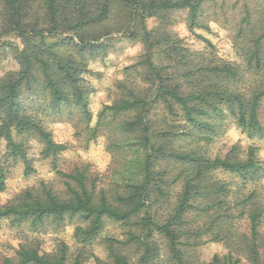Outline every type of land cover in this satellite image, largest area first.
<instances>
[{"label": "trees", "instance_id": "trees-1", "mask_svg": "<svg viewBox=\"0 0 264 264\" xmlns=\"http://www.w3.org/2000/svg\"><path fill=\"white\" fill-rule=\"evenodd\" d=\"M214 1L0 0L1 35H15L25 45L24 50L16 51L22 66L19 73L0 81V142L5 141L7 149L6 155H0V185L5 184L7 170L2 159H20L27 173L32 172L25 145L14 136L31 134L43 144V157L51 160L54 170L66 181L68 196L61 200L46 188L37 195L27 192L0 207V219L38 225L52 218L79 217L87 224L77 229L84 246L101 235L106 220L127 225L131 231L126 241H106L117 247L139 243L144 250L140 264L152 261L157 236L167 242L173 264H190L185 259L186 250L202 245L203 238L222 243L228 251L224 257L216 255L211 264H239L242 259L264 264V234L260 231L264 203L257 190L243 192L247 184L260 179L263 165L259 149L249 147L241 156L239 147L234 146L224 158L215 159L197 149L180 151L173 147L175 133L166 131V122L156 125L152 119L155 106L163 105L165 116L167 110L171 117L180 119L186 136L209 143L217 135L216 119L228 111L249 139L264 140V17L254 21L249 12L244 17L245 26L240 29L246 51L244 69L214 55L191 52L168 33L147 30L148 19L167 20L172 12L182 10L189 11L190 21L196 25L203 4ZM115 14L123 19L117 21L119 32L125 30L132 40L140 39L138 33L142 32L146 52L131 67L140 81L127 78L118 83L119 98L104 107L93 130L97 133L108 127L111 145L131 158L127 171L132 175L124 183L116 179L107 190H97L83 170L58 171L57 159L67 147L57 144L48 131L23 114L20 97L23 90L32 92L39 81L57 109L62 105L78 107L90 122L89 90L81 83L83 65L74 66L59 55L49 39L59 38L81 54L102 50L105 43L100 40L111 34L108 26ZM248 74L254 78L252 83L246 80ZM118 118L122 121L116 126L113 122ZM166 161L180 167L183 189L173 212L157 221L153 207L166 206L168 198ZM217 171L240 177L242 185L235 191V200L228 199L229 184L213 177ZM118 186L124 188L121 194ZM241 219L248 223V234L239 231L237 220ZM66 248L63 245L52 256L37 247L22 246L16 261L7 259L5 264H68ZM111 252L112 263L98 258L96 263L129 264L116 250ZM74 264H83L81 255Z\"/></svg>", "mask_w": 264, "mask_h": 264}, {"label": "rangeland", "instance_id": "rangeland-1", "mask_svg": "<svg viewBox=\"0 0 264 264\" xmlns=\"http://www.w3.org/2000/svg\"><path fill=\"white\" fill-rule=\"evenodd\" d=\"M247 12L251 14L254 21L264 17V0L206 2L199 12L196 25L191 23L189 11L182 10L172 12L167 20L148 19L146 27L148 31L170 34L179 41L180 46L191 52L203 53L205 56L214 55L220 61L232 63L244 69L247 64L246 51L243 50L244 42L240 29L245 26L244 17ZM120 19L122 15H113L108 26L111 34L100 40V43H105L102 50L81 54L68 44L58 41L59 38L49 39L50 44L54 46L56 44L55 49L59 55L74 66L75 64L83 65L81 83L89 90L87 101L91 115L90 122L84 118L83 111L78 107L62 105L57 109L51 101L49 92L41 90L39 81L36 82L32 92L23 90L20 97L23 114L48 131L57 144L67 147V150L57 159L58 171L72 173L76 169L83 170L87 173L89 180L96 183L97 190H107L116 179L123 180L124 183L132 175L127 171L131 158L126 157L127 153L121 148L111 145L112 137L108 127L93 133L99 122L101 111L106 105H111L119 98L118 83L127 78L140 81L139 74L131 67L146 52L144 37L141 31L138 33L140 37L138 40L130 39L128 34H124L125 30L119 32L117 21ZM247 47L250 46L246 45ZM24 48L22 39L15 35L2 36L0 30V81L10 79L19 73L22 66L16 51L19 52ZM139 69V72L142 71V67ZM250 75L246 76V80L252 83L254 78ZM152 119L156 125L163 124V120L164 124L166 122V131L175 133L173 147L180 151L197 149L206 157L215 159L224 158L234 146L239 147L241 156L249 147L258 148V158L263 165L260 179L247 184L243 192L246 194L257 190L264 203V140L249 139L247 134L238 127L230 112L227 111L223 117L216 119L217 135L209 143H200L195 138L186 136L180 119L171 117L167 110L165 116L163 105L155 106L152 110ZM262 119L264 120V108ZM119 121L122 120L118 118L113 124L117 126ZM115 131L118 133L117 129ZM180 131L182 132L178 134ZM14 136L17 142L25 145L33 170L27 173L26 165L20 159L17 161L10 159L7 162L2 159L7 170L5 184L3 187L0 185V207L21 199L27 192L37 195L44 188L51 191L57 198L66 200L68 198L66 181L54 170L51 160L43 157V144L35 135L14 134ZM6 154V142L1 141L0 155ZM179 171L178 165L166 161L165 179L169 183L166 189L168 198L166 206H158L156 209L153 207V215L157 221L165 220L177 204L183 189ZM213 177L222 183L229 184L231 194L228 195V199L235 200V191L242 185L240 177L221 171L214 172ZM122 187L117 188L120 194L124 190ZM189 218L192 219L193 216ZM237 223L241 233H249V226L245 219L237 220ZM86 226L83 219L70 216H65L63 220L52 218L38 225H34L31 221L18 223L14 218H1L0 264H5L7 259L16 261L17 252L22 246L37 247L41 253L53 256L58 254L63 245L67 247L68 264H74L78 255H81L83 264H97L96 258L105 263H112L111 251L114 250L125 257L129 264H140L144 250L139 243L117 247L106 241L107 238L126 241L131 227L106 220L101 235L90 245L84 246L77 237V229ZM260 231L264 234V224ZM202 241H204L202 245L186 250L185 259L190 264H211L216 255L220 257L227 255L228 251L222 243L211 242L207 238H203ZM152 257L149 264H173L167 242L158 236L152 245ZM239 264L250 263L242 259Z\"/></svg>", "mask_w": 264, "mask_h": 264}]
</instances>
